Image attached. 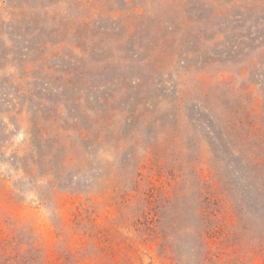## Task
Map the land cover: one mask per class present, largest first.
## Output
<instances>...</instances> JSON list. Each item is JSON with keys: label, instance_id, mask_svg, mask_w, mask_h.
I'll return each instance as SVG.
<instances>
[{"label": "rangeland", "instance_id": "1", "mask_svg": "<svg viewBox=\"0 0 264 264\" xmlns=\"http://www.w3.org/2000/svg\"><path fill=\"white\" fill-rule=\"evenodd\" d=\"M0 264H264V0H0Z\"/></svg>", "mask_w": 264, "mask_h": 264}]
</instances>
